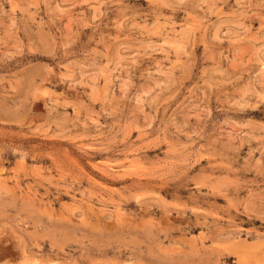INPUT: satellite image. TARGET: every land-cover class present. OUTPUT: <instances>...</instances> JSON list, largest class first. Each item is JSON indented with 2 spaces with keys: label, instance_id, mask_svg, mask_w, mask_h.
<instances>
[{
  "label": "rangeland",
  "instance_id": "1",
  "mask_svg": "<svg viewBox=\"0 0 264 264\" xmlns=\"http://www.w3.org/2000/svg\"><path fill=\"white\" fill-rule=\"evenodd\" d=\"M0 264H264V0H0Z\"/></svg>",
  "mask_w": 264,
  "mask_h": 264
}]
</instances>
